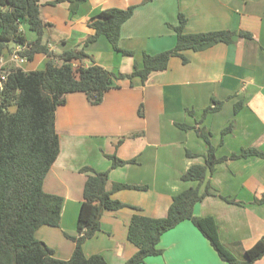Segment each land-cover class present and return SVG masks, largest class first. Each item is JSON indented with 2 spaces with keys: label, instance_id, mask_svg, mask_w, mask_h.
<instances>
[{
  "label": "crops",
  "instance_id": "1",
  "mask_svg": "<svg viewBox=\"0 0 264 264\" xmlns=\"http://www.w3.org/2000/svg\"><path fill=\"white\" fill-rule=\"evenodd\" d=\"M131 6L137 8L122 26L120 46L134 52L133 56L115 51L104 36L84 47L94 34L88 24L92 16ZM180 13L187 18L188 34L243 31L252 38L236 36L232 44L186 50V62L172 57L167 70L152 73L145 84L138 77L120 78L130 75L136 64L141 66L145 53L156 55L175 47L177 37L170 25L178 24ZM40 14L46 24L43 43L56 57L83 49L90 59L74 61L75 68L94 63L116 76L115 88L105 93L101 104L92 105L84 93L75 92L56 111L60 154L44 190L63 198L61 222L59 227H41L36 237L58 259H70L75 249L70 237L77 235L88 176L82 168L108 172L111 184L147 185L146 191L123 190L113 198L141 209L145 216L164 218L174 196L197 186L182 181V176L192 166L205 165L208 145L198 136V128L212 134L218 158L247 149L264 154V0H87L75 15L67 0H42ZM25 28L28 40L34 41L35 34ZM22 48L10 44L0 56V69L32 72L46 68L50 59L45 54L12 64L11 56ZM53 60L62 65L58 57ZM228 127L231 130L223 135ZM107 155L135 162L112 169ZM207 182L213 195L198 204L194 213L214 217L221 242L242 259L256 242L264 240V202H260L264 199V157L228 159L216 165ZM135 213L130 207L105 210L100 231L83 245L85 255L126 264L137 252L128 240ZM159 247L162 254L144 264H229L190 221L165 233ZM255 264H264V257Z\"/></svg>",
  "mask_w": 264,
  "mask_h": 264
},
{
  "label": "trees",
  "instance_id": "2",
  "mask_svg": "<svg viewBox=\"0 0 264 264\" xmlns=\"http://www.w3.org/2000/svg\"><path fill=\"white\" fill-rule=\"evenodd\" d=\"M41 1L0 0L3 9L0 13V56L10 44H16L24 48L20 55L28 61L38 54H45L50 59L46 68L40 71L9 68L7 81L0 87V264H109L101 255L87 257L83 245L100 231V219L105 210L117 211L127 207L136 211L129 224L128 240L137 252L126 264H144L146 259L161 255L159 246L162 236L185 221L193 223L223 261L229 264H255L260 261L264 257L263 239L247 250L241 259L221 242L214 217H198L194 210L206 197L213 195L207 180L216 165L228 159L248 156L263 158L264 154L247 149L240 155L218 158L211 142L212 134L199 128L198 136L208 145L205 165L192 166L182 176V181L196 182L197 186L174 196L166 217L145 216L141 209L113 198L114 193L123 190L146 191L149 189L147 185L111 184L108 172L84 167L81 172L88 176L77 235L70 237L75 242L71 258L58 259L54 251L36 237L41 227H59L61 222L63 198L44 190L45 179L60 154V136L56 129L58 107L66 103L69 93L75 92L84 93L92 105H99L105 93L115 88L113 79L116 78L94 63L75 68L74 61L90 59L83 49L64 52L57 56L62 65L55 64L53 59L57 57L43 43L46 24L40 14ZM67 1L72 15L87 2ZM59 2L62 1L54 3ZM136 8H112L92 16L88 24L94 34L85 41L84 47L104 36L115 51L133 56L134 52L121 48L120 38L122 26L133 16ZM186 24V16L180 13L178 24L170 25L177 37L175 47L156 55L145 53L143 64H136L130 75H121L120 78L132 80L138 77L145 84L152 73L167 70L172 57H181L186 62L183 56L186 50L199 52L219 43L232 44L236 36L252 38L250 33L243 31L188 34L185 32ZM24 26L35 34L34 41L28 40ZM178 127L186 129L185 125L178 124ZM230 130V127L225 129L223 135ZM106 157L112 161V169L135 162L122 161L116 156ZM205 182L206 188L201 192ZM260 202L263 203L264 199Z\"/></svg>",
  "mask_w": 264,
  "mask_h": 264
},
{
  "label": "built area",
  "instance_id": "3",
  "mask_svg": "<svg viewBox=\"0 0 264 264\" xmlns=\"http://www.w3.org/2000/svg\"><path fill=\"white\" fill-rule=\"evenodd\" d=\"M22 50H24V48H22ZM21 50V51H22ZM16 52L11 56V63L14 65H21L24 64V62H26V58L20 55V52ZM10 74L9 71H7L6 69L1 68L0 69V87L2 88L4 83L7 81V77Z\"/></svg>",
  "mask_w": 264,
  "mask_h": 264
}]
</instances>
